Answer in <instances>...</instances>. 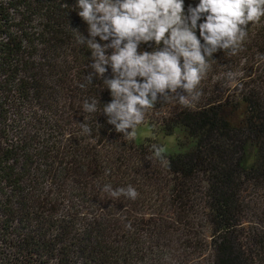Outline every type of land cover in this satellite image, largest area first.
<instances>
[{
	"label": "trees",
	"instance_id": "trees-1",
	"mask_svg": "<svg viewBox=\"0 0 264 264\" xmlns=\"http://www.w3.org/2000/svg\"><path fill=\"white\" fill-rule=\"evenodd\" d=\"M77 2L0 0V264H264V18L238 54L214 55L198 101L148 110L135 144L102 113L107 86L86 79ZM176 132L184 151L162 163L153 145Z\"/></svg>",
	"mask_w": 264,
	"mask_h": 264
},
{
	"label": "clouds",
	"instance_id": "clouds-1",
	"mask_svg": "<svg viewBox=\"0 0 264 264\" xmlns=\"http://www.w3.org/2000/svg\"><path fill=\"white\" fill-rule=\"evenodd\" d=\"M76 8L88 26V38L77 31L78 43L91 49L86 79L99 78L107 86L111 102L102 113L124 137L133 135L159 102L176 100L187 107L198 101L214 55L238 54L249 24L264 18V0H199L187 7L185 0H78ZM98 103L86 100L84 110L95 113ZM79 126L91 135L88 124ZM153 154L166 162L162 147L153 145ZM102 190L114 199L139 196L131 185L113 189L106 184Z\"/></svg>",
	"mask_w": 264,
	"mask_h": 264
},
{
	"label": "rangeland",
	"instance_id": "rangeland-1",
	"mask_svg": "<svg viewBox=\"0 0 264 264\" xmlns=\"http://www.w3.org/2000/svg\"><path fill=\"white\" fill-rule=\"evenodd\" d=\"M150 134L151 132L148 126L140 127L134 130L133 138L135 144H140L143 141V139L147 137H151ZM177 139H178L177 132L170 137L159 139L160 142L163 144V149L165 150V154L172 155L184 151V149L181 146H179ZM256 160H257V150L254 147H250L249 145H247L244 149L243 158L240 161L241 167L248 169L254 165Z\"/></svg>",
	"mask_w": 264,
	"mask_h": 264
}]
</instances>
